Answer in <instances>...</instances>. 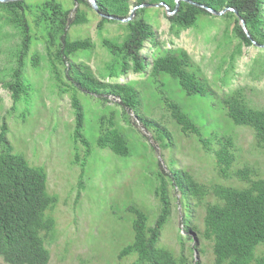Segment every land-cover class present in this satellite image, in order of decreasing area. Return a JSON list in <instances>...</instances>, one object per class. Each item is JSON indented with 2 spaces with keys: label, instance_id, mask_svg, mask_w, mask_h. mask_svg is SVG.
I'll return each mask as SVG.
<instances>
[{
  "label": "trees",
  "instance_id": "obj_1",
  "mask_svg": "<svg viewBox=\"0 0 264 264\" xmlns=\"http://www.w3.org/2000/svg\"><path fill=\"white\" fill-rule=\"evenodd\" d=\"M70 1L75 7L73 19L69 18L71 11L57 0L0 2V37L15 38L14 45L7 50V60L12 64L9 80L2 85L11 100L6 116L17 112L21 102L25 105L32 102L33 94L29 92L34 88L26 71L31 69L37 75L45 70L51 85L70 99L71 138L77 150L72 164L83 161L78 189L83 187L85 163L97 155L102 158L100 152L109 153V159L127 162L122 175L111 181V168L104 166V172L109 175L102 181L110 188L127 189L137 177L148 179L150 188L145 193L152 194L157 212L154 216L149 213L145 194L142 205L147 214L135 206L128 208L133 218V240L118 253V261L134 258V264H190L184 256L188 241L192 243L188 248L191 254L198 252L202 257L208 250L213 264H264V176L253 167H237L236 133L231 130L233 127L249 130L255 147L264 153V108L250 106L241 88L216 99L208 80L186 52L162 49L158 45L145 12L146 8L161 3L170 13L176 10L170 16L165 13L169 31L175 36L200 26H211L212 20L223 21L226 39L236 42L228 57L230 66L243 48L255 47L260 52L252 60V67L264 72V0H180L177 8L176 0H133L132 4L131 0H93L97 14L89 0ZM163 6L159 8L165 11ZM132 7L137 9L129 22L117 21L126 19ZM159 8L154 9L159 11ZM207 9L215 13L226 11L221 16H213ZM85 10L99 17L98 37L106 25H115L123 31L116 38L100 39L99 46L108 60L94 71L87 63L96 44L88 38L71 40L68 33L71 28L88 24ZM240 20L249 37L241 28ZM5 26L11 34L2 33ZM146 45L153 48L150 61L142 55ZM36 46H41L42 53L33 50ZM145 72L151 78L148 81L157 83L166 79L178 90V99L164 98L155 104H161L168 113L177 137L183 136L200 147L198 152L202 150L204 156L199 161H211L213 177L210 180H200L192 166H184L172 156L164 160L167 167L159 164L153 172L145 168L128 175L133 147L125 128L132 126L131 118L152 136L160 149L175 151L178 143V138L167 131V125L146 117L148 110L144 109L135 89L136 83L119 82L121 78L141 76ZM214 74L219 73L216 70ZM223 76L228 77V70ZM26 113L24 110L20 118ZM218 118L222 121L220 124ZM6 121L7 117L0 125V258L5 264H48L46 239L55 236L51 214L57 199L48 192L45 170L14 153L6 139ZM85 128L92 140L87 138ZM134 157L140 159V156ZM171 189L179 195L177 200L183 214L182 235L177 231L175 236L180 246L178 256L158 247L161 233L172 216L175 198L170 194ZM196 211L200 214L195 215ZM192 263L202 264L195 257Z\"/></svg>",
  "mask_w": 264,
  "mask_h": 264
},
{
  "label": "rangeland",
  "instance_id": "obj_2",
  "mask_svg": "<svg viewBox=\"0 0 264 264\" xmlns=\"http://www.w3.org/2000/svg\"><path fill=\"white\" fill-rule=\"evenodd\" d=\"M57 1L62 2L71 11L69 18L73 19L75 7L72 1ZM132 3L133 0H131ZM154 8L156 7L146 8L145 12L147 20L154 28L158 45L162 49H180L186 52L204 78L208 80L211 93L216 99L230 90L241 88L250 106L264 108V72L254 65L252 67V60L259 54V49L243 48L242 54L230 66L228 57L236 42L226 39L223 21L212 20L211 26H200L175 36L169 31L165 11L161 8L157 11L158 9ZM85 11L89 19L88 24L71 28L68 33L71 40L88 38L96 44L92 57L87 63L94 71L96 67H102L108 60L106 52L99 46L100 39L116 38L121 36L123 31L115 25H106L101 37H98L96 25L99 17L91 11ZM2 33L11 34V31L5 26ZM227 35L229 36V33ZM14 42L15 38L10 36L0 37V125L7 117L6 139L13 146L14 153L22 155L31 164L45 170L48 192L50 196L57 199L56 208L51 214L55 222V236L46 239V248L50 256L49 264H134V258L118 261L117 255L133 240L131 230L133 218L127 212L128 208L135 206L141 208L146 214L149 208V213L153 216L157 212V202L152 194L145 193L150 188L148 179L142 180L137 177L127 189L119 190L114 186L110 188L106 182L102 181L109 175L104 172V166L109 165L111 168L110 173H113L109 179L111 181L122 175V169L127 162L118 158L109 159V153L100 152L103 155L102 158L97 155L96 158L85 163L82 174L83 187L81 190L78 189L80 165L83 161L78 165L72 164L77 150L71 138L73 116L70 99L68 95L60 94L51 85L48 81V72L45 70H40L37 75L31 69L26 71L34 88V91L31 89L29 92V95L33 94L32 102L30 105L21 102L17 112L6 116L10 112L11 100L8 91L2 85L9 80L12 64L7 60V50L14 45ZM33 50L42 53L41 46H36ZM152 54L153 48L149 49L146 45L142 55L148 57L150 61L149 56ZM216 70L219 73L217 76L214 74ZM225 70H228L226 79L223 76ZM147 76L146 72L141 76L129 75L127 78H121L119 82H135V89L142 99L144 109L148 110L146 117L157 123L161 121L163 125H167V131L177 137L168 119V113L161 104H155V102L164 98L176 100L179 92L166 79H160L154 83L152 80L148 81L147 79L151 78ZM24 110L27 111V115L20 118ZM190 110H193L192 106ZM204 115L207 116L206 113ZM130 122L132 126L125 128L133 147L129 176L145 168H148L147 172H153L159 164L167 167V162L164 160L172 156L176 157L175 160L180 164L192 166L200 180H210L213 177L211 161L206 162L205 159L204 163L199 161L204 153L202 150L198 152L200 147L194 141L179 136L175 151L160 149L152 136L146 133L140 124H136L133 118ZM221 122L218 118V123ZM231 130H235L236 133L234 141L237 167L241 168L243 165L253 167L263 177L264 153L255 147L252 133L241 127H233ZM85 133L87 138L92 140L87 128ZM81 151L79 149L78 153L81 154ZM134 156H140V159ZM147 177L150 179L151 175L147 173ZM117 185L115 183V186ZM144 194L147 210L142 205ZM170 194L176 200H172V216L161 233L158 247L169 249L178 256L180 246L175 236L177 231L182 235L180 230L183 214L177 200L179 195L172 189ZM199 212L196 211L195 215ZM191 247L192 243L187 241L184 256L190 264H193L192 257L201 261L202 264H213V257L208 250L204 256L200 257L198 252L190 253L188 248ZM0 264H4L1 259Z\"/></svg>",
  "mask_w": 264,
  "mask_h": 264
},
{
  "label": "water",
  "instance_id": "obj_3",
  "mask_svg": "<svg viewBox=\"0 0 264 264\" xmlns=\"http://www.w3.org/2000/svg\"><path fill=\"white\" fill-rule=\"evenodd\" d=\"M16 1H21V0H0L1 3L16 2ZM178 1H180V0H176V1H175V2H176V8H177ZM89 3H90V5L92 6L93 10H94V11L96 12V14H97V6H96L95 2H94L93 0H89ZM161 6H163L162 3L156 5L155 7H156V8H159V7H161ZM146 7H151V6H146ZM163 7H164V9H165V13H166L167 16H170L171 14H173V13L176 11V10H175L173 13H170V12H169V9H168L166 6H163ZM139 8H143V6H141V7H139ZM136 9H137L136 7L132 8V9L130 10V12H129L128 17H127L126 19H124V20H117V21H119V22H121V23H127V22H129V21L133 18V16H134V12H135ZM225 11H226V10H224V11H222V12H220V13H215V12L211 11L210 9H207V12H209V13H210L211 15H213V16H221V15H223V14L225 13ZM107 19H109V20H113V18H111V17H107ZM114 20H116V19H114ZM240 26H241V28L243 29V31H244V33L246 34V36H248L247 31L245 30L244 22H243L242 20H240ZM248 37H249V36H248ZM262 48H264V46H263Z\"/></svg>",
  "mask_w": 264,
  "mask_h": 264
},
{
  "label": "clouds",
  "instance_id": "obj_4",
  "mask_svg": "<svg viewBox=\"0 0 264 264\" xmlns=\"http://www.w3.org/2000/svg\"><path fill=\"white\" fill-rule=\"evenodd\" d=\"M1 259V258H0ZM49 259H50V257H49ZM2 260V259H1ZM3 262V261H2ZM4 263V262H3ZM5 264V263H4ZM49 264V263H48Z\"/></svg>",
  "mask_w": 264,
  "mask_h": 264
}]
</instances>
